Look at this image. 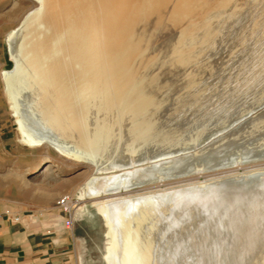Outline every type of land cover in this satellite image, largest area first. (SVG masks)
<instances>
[{
  "label": "bare ground",
  "instance_id": "obj_1",
  "mask_svg": "<svg viewBox=\"0 0 264 264\" xmlns=\"http://www.w3.org/2000/svg\"><path fill=\"white\" fill-rule=\"evenodd\" d=\"M4 14L19 140L87 167L76 207L104 219L106 264H264V154L166 160L190 144L206 79L232 64L231 89L264 86V0H21ZM252 98L243 115L264 107V90ZM257 136L264 110L211 149ZM107 142L120 151L102 159Z\"/></svg>",
  "mask_w": 264,
  "mask_h": 264
},
{
  "label": "rangeland",
  "instance_id": "obj_2",
  "mask_svg": "<svg viewBox=\"0 0 264 264\" xmlns=\"http://www.w3.org/2000/svg\"><path fill=\"white\" fill-rule=\"evenodd\" d=\"M0 1L5 3L6 0ZM19 2L21 0H9L6 6L0 9V18L5 15V12L17 6ZM11 32L10 29L0 27V188L7 196L6 199L0 200V210H10L23 218L38 219L37 221L41 222L46 214L56 212L62 215L57 209L56 200L63 194L69 193L79 200L80 190L85 183L82 178L80 179L79 174L85 172L87 167L67 160L46 148H31L20 142L15 117L12 115L10 105L6 100L3 91L4 83L1 80V75L11 69L13 62L7 42ZM230 67L225 70V78L213 77L203 82L206 85L205 88H207V95L203 96L195 105V107L198 106L197 109L201 107L202 109L197 110L192 107L191 112L188 113L189 115L195 111L190 116V120L194 122L191 123L188 120L189 130L185 132L183 142L184 144H190L182 147L185 149L175 151V153L171 151L166 156L167 161L180 158L185 163H190L192 160L200 161L202 159L200 157L210 155L212 157L216 156L215 161L222 163L223 161L228 162L243 157H258L264 154V137L262 136L243 139L222 148L211 149L212 144L219 142L230 131L241 127L249 119L264 110V107L255 110L249 109V112L243 115L250 105L255 104H251L252 97L264 90V86L252 84L233 86L236 90L231 89L229 81L234 76L235 69L232 70ZM223 95L225 96L221 100L229 102L219 104L220 102L216 100ZM27 100V98H22L25 108V101ZM216 104L217 106H215ZM33 111V117H39L37 112ZM119 151L120 144H111L110 142L105 143L97 150L102 159L116 157ZM43 157H48L58 166L54 167L48 175L37 176L35 172L41 167ZM49 191L56 194L49 198L45 196L46 193L49 194ZM9 198L20 201V205H14L11 201H8ZM87 203L91 204V202ZM80 210V208L77 210L76 217L79 215ZM103 222L105 224L104 219ZM107 230V226H104L103 233L106 234ZM110 241L109 237L104 236V254L106 245ZM235 261L234 258H230L229 263L232 264ZM99 264H106L105 259H102Z\"/></svg>",
  "mask_w": 264,
  "mask_h": 264
},
{
  "label": "crops",
  "instance_id": "obj_3",
  "mask_svg": "<svg viewBox=\"0 0 264 264\" xmlns=\"http://www.w3.org/2000/svg\"><path fill=\"white\" fill-rule=\"evenodd\" d=\"M43 219L0 221V264H99L105 259L106 225L90 204L82 206L72 229L59 213Z\"/></svg>",
  "mask_w": 264,
  "mask_h": 264
},
{
  "label": "built area",
  "instance_id": "obj_4",
  "mask_svg": "<svg viewBox=\"0 0 264 264\" xmlns=\"http://www.w3.org/2000/svg\"><path fill=\"white\" fill-rule=\"evenodd\" d=\"M76 203L77 199L73 198V196H71L70 194L64 195V197L59 198V200L56 202L57 209L62 213V215H64V225L68 229H72L74 226L75 215L77 210L79 209L78 206L76 207ZM5 219H9L14 222H20L23 217L14 214L10 210H0V221H3Z\"/></svg>",
  "mask_w": 264,
  "mask_h": 264
}]
</instances>
